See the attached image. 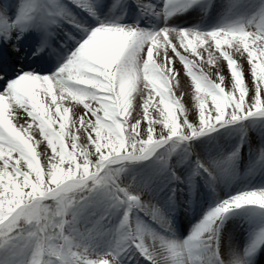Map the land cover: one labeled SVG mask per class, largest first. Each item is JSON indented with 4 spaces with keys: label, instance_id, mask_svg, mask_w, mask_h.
Masks as SVG:
<instances>
[{
    "label": "snow or ice",
    "instance_id": "6c2138e0",
    "mask_svg": "<svg viewBox=\"0 0 264 264\" xmlns=\"http://www.w3.org/2000/svg\"><path fill=\"white\" fill-rule=\"evenodd\" d=\"M71 2L95 15L90 0ZM137 3L146 6L145 0ZM57 17L73 22L56 0H21L18 16L2 30L5 38L16 28L47 30ZM250 24L201 34L102 23L56 73L27 71L10 81L0 91L4 264H118L111 253L91 258L85 236L74 228L65 233L67 214L74 224L76 214L97 198L124 207L114 250L134 245L149 264H190L193 252L213 240L221 214L241 205L264 208V190L242 192L213 208L187 240H168L130 221L135 205L167 228L159 209L129 194L109 167L144 159L172 137L187 139L220 123L264 115V7ZM181 81L184 103L175 92ZM258 239L264 240V232Z\"/></svg>",
    "mask_w": 264,
    "mask_h": 264
},
{
    "label": "bare ground",
    "instance_id": "6f19581e",
    "mask_svg": "<svg viewBox=\"0 0 264 264\" xmlns=\"http://www.w3.org/2000/svg\"><path fill=\"white\" fill-rule=\"evenodd\" d=\"M56 2L66 8L73 22L67 24L63 18L57 17V23L49 25L48 29L57 39L67 42L66 48H56L57 59L53 65L41 67L42 62L52 60L50 53L46 54L47 50L43 51L45 57L38 51L42 28L28 27L24 31L16 28L3 41L0 32V67L4 66L8 73L6 81L0 80V91L22 72L40 75L56 73L90 31L102 23L146 32L168 28L204 34L221 28H250L253 26L250 21L264 7V0H145L144 7L137 0H90L95 12L92 15L78 8L71 0ZM20 4L21 0L0 2V28L4 22L16 19ZM86 23L89 26L77 38H73L72 35H76L80 26ZM51 42L57 47L56 39L51 38ZM22 59V70L12 69V64ZM32 61L36 68L31 71L27 63ZM184 79L187 80V77ZM184 88L185 84L181 81L175 89L181 103H184L180 96ZM188 101L195 110L194 99L189 96ZM185 112V118L191 123V113L187 109ZM194 127L199 128L198 118ZM171 143L177 142L169 139L145 163L132 165L125 170L123 167L134 160L109 166L116 172V181L126 187L129 194H138L142 203L159 209L167 221V228L135 205L128 213L131 222H139L154 232L158 230L168 240L183 242L205 216L224 200L242 192L264 190L263 115L246 116L237 121L220 123L197 135L189 134L187 139L182 138L179 142L183 144L181 147H171ZM114 167L119 170L116 171ZM123 214L124 207L109 206L104 199L97 198L76 214L74 224L71 212L67 214L69 222L65 225V233L74 228L85 236L84 247L91 258L107 257L111 253L118 264H149L138 255L134 245L119 250L109 246V242L115 243L114 229L120 225ZM169 215L170 220L167 219ZM172 225L176 230L174 232ZM261 232H264V208L257 205L230 208L216 219L213 240L202 243L193 252L190 264H233L235 260H242L243 264H264V240L258 239ZM247 247L250 251L243 253L242 249ZM252 252L255 257L249 263ZM23 258L21 254L17 259Z\"/></svg>",
    "mask_w": 264,
    "mask_h": 264
},
{
    "label": "rangeland",
    "instance_id": "374dc122",
    "mask_svg": "<svg viewBox=\"0 0 264 264\" xmlns=\"http://www.w3.org/2000/svg\"><path fill=\"white\" fill-rule=\"evenodd\" d=\"M259 116H261L262 114H258ZM264 116V115H263ZM237 121V120H236ZM172 139H174L177 143H171L170 144V146L171 147H175V146H179V147H181V146H183V144H181V143H179L180 141H182V138L181 137H179V136H177V137H172ZM169 141V140H168ZM167 141V142H168ZM166 142V143H167ZM165 144V143H164ZM163 144H161L160 146H162ZM161 155V154H160ZM122 161H124V160H122ZM122 161H119V163H121ZM142 163H145V161H136V160H134V162L132 163V164H128V165H125L124 167H123V169L125 170V169H127L128 167H130V166H132V165H135V164H142ZM115 168V170L117 171V170H119L118 168H116V167H114ZM138 191H140L141 192V188H139L138 189ZM109 244V246L110 247H113L114 246V244H112V243H108ZM5 258H6V254H5V251H4V249H3V247H0V264H4V260H5Z\"/></svg>",
    "mask_w": 264,
    "mask_h": 264
}]
</instances>
